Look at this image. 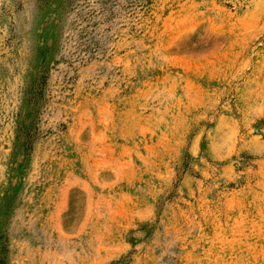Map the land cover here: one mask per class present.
Instances as JSON below:
<instances>
[{"label": "rangeland", "instance_id": "rangeland-1", "mask_svg": "<svg viewBox=\"0 0 264 264\" xmlns=\"http://www.w3.org/2000/svg\"><path fill=\"white\" fill-rule=\"evenodd\" d=\"M0 264H264V0H0Z\"/></svg>", "mask_w": 264, "mask_h": 264}]
</instances>
